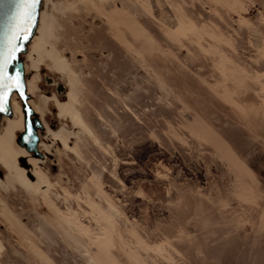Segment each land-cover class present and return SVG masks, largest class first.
Wrapping results in <instances>:
<instances>
[{
  "label": "rangeland",
  "instance_id": "rangeland-1",
  "mask_svg": "<svg viewBox=\"0 0 264 264\" xmlns=\"http://www.w3.org/2000/svg\"><path fill=\"white\" fill-rule=\"evenodd\" d=\"M42 13L70 89L36 183L12 142L0 166V264H264V0Z\"/></svg>",
  "mask_w": 264,
  "mask_h": 264
},
{
  "label": "water",
  "instance_id": "water-1",
  "mask_svg": "<svg viewBox=\"0 0 264 264\" xmlns=\"http://www.w3.org/2000/svg\"><path fill=\"white\" fill-rule=\"evenodd\" d=\"M22 0H0V131L5 119L13 116V101L20 105L23 115V131L15 137L16 144L24 149L32 159H43L40 147L45 131L56 130L57 121H46L36 114L29 102L42 109L52 106V114L58 113L57 103L65 102L70 89L69 84L50 73L51 64L42 62L38 70L30 71L26 60L33 39L38 33L44 0H35L28 10L30 15L18 14L17 8ZM34 76L36 83V99L28 92V84ZM57 102V103H56ZM42 109V110H44ZM18 166L24 170L26 177L35 182L31 166L26 158H18Z\"/></svg>",
  "mask_w": 264,
  "mask_h": 264
},
{
  "label": "bare ground",
  "instance_id": "bare-ground-1",
  "mask_svg": "<svg viewBox=\"0 0 264 264\" xmlns=\"http://www.w3.org/2000/svg\"><path fill=\"white\" fill-rule=\"evenodd\" d=\"M41 23H42V16H41L40 26H41ZM39 36H40V27H39L37 35L32 41V44L30 46V50L27 56V60H26V67L28 70H31V71H35V70L37 71L38 64L40 63V57L38 55V52L40 51V48H41L40 47L41 39H39ZM33 91H34V85L32 81H30L28 84V92L29 94H32ZM12 104H13V116L12 118L4 120L3 127L0 131V166L1 167H3L6 164V160L8 157V150L10 149V147H12L10 142H12L15 146V137L18 133H20L23 130V115L21 112L20 105L17 104L15 101H13ZM29 104L36 114H40L39 112H42L40 110L44 109L43 107L45 106L46 103L42 104V107H41L42 109L38 108L31 101L29 102ZM56 107L59 112H61V110H64L65 108V106H61L58 103ZM15 149L19 150V154H17V156L15 157V160L16 159L18 160V158L20 157L26 158L28 160L27 161L28 164L32 167L31 173L36 178V181H37V177L34 172V163L41 164L40 161L30 159V156H28L24 150L19 149L16 146H15ZM20 170L25 175L24 170L22 169ZM36 181L33 182V184L36 183Z\"/></svg>",
  "mask_w": 264,
  "mask_h": 264
},
{
  "label": "snow or ice",
  "instance_id": "snow-or-ice-1",
  "mask_svg": "<svg viewBox=\"0 0 264 264\" xmlns=\"http://www.w3.org/2000/svg\"><path fill=\"white\" fill-rule=\"evenodd\" d=\"M35 0H22V2L18 5L17 12L18 14H27L30 15L28 11Z\"/></svg>",
  "mask_w": 264,
  "mask_h": 264
},
{
  "label": "flooded vegetation",
  "instance_id": "flooded-vegetation-1",
  "mask_svg": "<svg viewBox=\"0 0 264 264\" xmlns=\"http://www.w3.org/2000/svg\"><path fill=\"white\" fill-rule=\"evenodd\" d=\"M23 128H24V125H23ZM23 131V130H22ZM21 131V132H22ZM15 144H16V142H15ZM16 146L19 148V149H22V148H20L17 144H16ZM22 150H24V149H22ZM25 151V150H24ZM26 152V151H25ZM26 154L29 156V154L26 152ZM43 154V159L42 160H40V159H34V160H38V161H40V163L42 164V163H44V162H46V161H48V160H52V155L51 154H49L48 152H43L42 153ZM23 158V157H22ZM30 159H32V158H30ZM28 161V160H27ZM28 163V162H27ZM19 167V166H18ZM20 168V167H19ZM21 169V168H20ZM31 169H32V167H31ZM25 176H26V174H25ZM27 178V177H26ZM28 179V178H27ZM29 180V179H28ZM30 181V180H29ZM31 182V181H30ZM33 183V182H32Z\"/></svg>",
  "mask_w": 264,
  "mask_h": 264
}]
</instances>
